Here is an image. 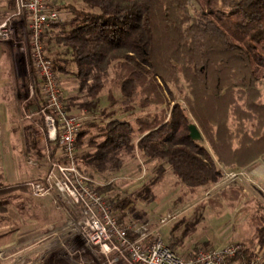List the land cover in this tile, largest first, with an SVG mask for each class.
Wrapping results in <instances>:
<instances>
[{
  "label": "trees",
  "instance_id": "16d2710c",
  "mask_svg": "<svg viewBox=\"0 0 264 264\" xmlns=\"http://www.w3.org/2000/svg\"><path fill=\"white\" fill-rule=\"evenodd\" d=\"M80 1L86 10L66 5L72 16L69 28L53 39L68 50L73 74L88 97L80 107L96 110L110 83L119 90L123 111L136 105L157 109L133 123L106 113L108 120L99 128L102 139L89 137L95 147L88 155L91 166H119L123 155L136 149L149 160H162L180 183L195 191L219 179L216 159L240 168L258 158L264 162V102L257 87L264 79V0ZM56 60L53 68L67 72ZM171 85L183 94L184 104L175 101ZM107 100L117 102L111 91ZM190 118L209 149L189 136ZM230 120L236 121L234 131ZM87 133L88 128L79 130L77 146ZM163 171L159 165L157 180ZM106 188L96 186L98 191ZM242 190L222 188L208 203L231 207ZM6 202L0 200V212ZM248 225L264 248V207H248ZM253 252L239 245L230 259L249 264Z\"/></svg>",
  "mask_w": 264,
  "mask_h": 264
},
{
  "label": "rangeland",
  "instance_id": "374dc122",
  "mask_svg": "<svg viewBox=\"0 0 264 264\" xmlns=\"http://www.w3.org/2000/svg\"><path fill=\"white\" fill-rule=\"evenodd\" d=\"M10 1L0 0V24L6 21L10 29L7 39L0 38V200L7 201L0 212V264H127L115 250L87 243L81 237L79 208L55 190L39 194L31 185L46 186L50 162L63 157L58 141L48 137L41 112L44 94L29 56L27 17L16 15L15 0L13 5ZM54 4L62 14L60 22L44 37L46 55L52 64L58 59L67 68L64 73L54 69L63 102L79 117V130L88 128L83 143L76 145L75 166L93 180L95 190L96 186L107 187L96 191L112 202V212L121 225L129 227V236L137 238L135 230L146 227L147 232L158 234L184 256L199 248L236 243L251 248L254 255L258 253L259 264L264 262V248H259L254 229L248 225V207H264V162L260 158L242 168L225 166L216 159L219 179L195 191L180 183L162 160H149L136 149L131 155H123L119 166L110 163L99 169L89 164L88 155L95 148L89 137L102 139L99 128L108 120L106 113L113 111L111 118L133 123L136 117L157 109L136 105L123 111L119 90L110 83L100 93L96 110L80 107L88 97L73 74L75 67L68 50L53 39L69 28L72 16L66 5L84 10L86 6L80 0H54ZM257 87L259 100L264 102V79ZM171 89L175 101L184 104L183 94L172 85ZM108 91L117 101L113 105L108 103ZM190 119L201 133L196 141L208 148L201 128ZM235 122L229 121L232 131ZM138 137L136 133L132 141L135 143ZM236 142L234 137L232 145ZM159 165L164 171L157 180ZM229 186L243 189L233 206L208 203L210 197ZM227 264L239 263L229 259Z\"/></svg>",
  "mask_w": 264,
  "mask_h": 264
},
{
  "label": "built area",
  "instance_id": "2783aa9c",
  "mask_svg": "<svg viewBox=\"0 0 264 264\" xmlns=\"http://www.w3.org/2000/svg\"><path fill=\"white\" fill-rule=\"evenodd\" d=\"M16 15L27 17L29 28V56L44 94V115L48 137L57 140L62 153L60 161L50 162L46 186L31 184L35 192L55 190L70 205L80 209L81 237L94 245L115 250L127 264H227L239 251V245L231 243L223 247L199 248L187 256L178 254L158 234L136 229L137 238L129 236V227L121 225L112 212V202L96 191L93 180L75 166L76 139L80 119L66 109L57 72L46 55L44 37L61 20V12L54 0H15ZM10 29L7 22L0 24V38L7 39ZM255 253L249 264H259Z\"/></svg>",
  "mask_w": 264,
  "mask_h": 264
},
{
  "label": "water",
  "instance_id": "95a60500",
  "mask_svg": "<svg viewBox=\"0 0 264 264\" xmlns=\"http://www.w3.org/2000/svg\"><path fill=\"white\" fill-rule=\"evenodd\" d=\"M188 130H189V136L193 139V140H197L201 138V133L198 130L197 126L194 123H190L188 125Z\"/></svg>",
  "mask_w": 264,
  "mask_h": 264
},
{
  "label": "crops",
  "instance_id": "0c3cea01",
  "mask_svg": "<svg viewBox=\"0 0 264 264\" xmlns=\"http://www.w3.org/2000/svg\"><path fill=\"white\" fill-rule=\"evenodd\" d=\"M65 85V84H64ZM67 86V85H66ZM177 252V251H176ZM178 253V252H177ZM180 254V253H179ZM182 255V254H181Z\"/></svg>",
  "mask_w": 264,
  "mask_h": 264
}]
</instances>
